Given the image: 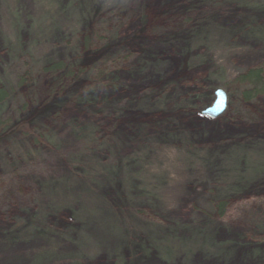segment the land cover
I'll list each match as a JSON object with an SVG mask.
<instances>
[{
	"label": "rangeland",
	"instance_id": "obj_1",
	"mask_svg": "<svg viewBox=\"0 0 264 264\" xmlns=\"http://www.w3.org/2000/svg\"><path fill=\"white\" fill-rule=\"evenodd\" d=\"M54 60L94 70L41 106ZM260 66L264 0H0V264H264V100L232 84Z\"/></svg>",
	"mask_w": 264,
	"mask_h": 264
},
{
	"label": "trees",
	"instance_id": "obj_2",
	"mask_svg": "<svg viewBox=\"0 0 264 264\" xmlns=\"http://www.w3.org/2000/svg\"><path fill=\"white\" fill-rule=\"evenodd\" d=\"M189 21H190V18L188 17H183L181 19L182 23H187ZM91 44H92L91 35L84 34L83 41H82L83 51L93 52L100 46V44L97 43L95 50H94L91 48ZM144 64H146V62H144ZM139 65H142V64H139ZM93 70L94 68H90L89 66L80 64V63L73 64V65H67L63 60H54V61L47 63L46 65L42 67V71H44L45 73H48L50 76L53 77V83L51 84V87L49 89L46 99L43 101H40V105L41 106L48 105L50 104L52 99H55L61 96L66 90V87H67L66 83L68 80L75 81L82 74L91 73ZM29 80H30L29 74L23 73L22 75H19L16 84L17 86L21 84H26L27 82H29ZM232 84H234L237 87L236 98L239 104H251L255 101L256 98H261L264 100V66L252 67L244 71H241L233 79ZM14 90H15V87L6 88L0 85V114H2L1 109L3 108V106H5L4 105L5 102H8V100L11 99V97L13 96L15 92ZM92 90L93 89H90L89 91H86L84 94L76 97V101H79L78 103L85 105V106L97 105L96 103L98 101L96 97H99L98 95L100 94L96 91V89L94 91ZM108 100H109V96L105 95L103 101L108 103ZM32 101L27 100L26 102L18 106V108L16 109V113L19 116V118H20V115H23L26 111H28V109L33 108L34 105H32L33 103L31 104ZM20 124H21V121L17 119L15 120V118H10L8 120H5V119L3 120L0 118V139L13 134L18 129ZM78 128L80 129L82 127H78ZM90 132L91 134L92 132L93 134H95V131L93 130H91ZM23 135H27V133L23 132ZM261 200L264 201V196H262ZM225 206H226V203L224 201L217 203V212L219 215H223ZM258 254H261V251L258 252Z\"/></svg>",
	"mask_w": 264,
	"mask_h": 264
},
{
	"label": "water",
	"instance_id": "obj_3",
	"mask_svg": "<svg viewBox=\"0 0 264 264\" xmlns=\"http://www.w3.org/2000/svg\"><path fill=\"white\" fill-rule=\"evenodd\" d=\"M214 95L215 98L212 104L201 111L202 114L207 115L209 117H216L221 114L226 108L227 104V94L223 89L217 88L214 91Z\"/></svg>",
	"mask_w": 264,
	"mask_h": 264
},
{
	"label": "bare ground",
	"instance_id": "obj_4",
	"mask_svg": "<svg viewBox=\"0 0 264 264\" xmlns=\"http://www.w3.org/2000/svg\"><path fill=\"white\" fill-rule=\"evenodd\" d=\"M168 1H169V0H167V2H168ZM45 197H47V196H45ZM47 199H49V197H47ZM50 199L54 200V199H53V197H52V198H50Z\"/></svg>",
	"mask_w": 264,
	"mask_h": 264
}]
</instances>
